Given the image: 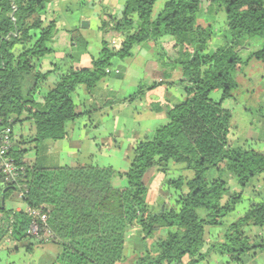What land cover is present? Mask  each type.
Masks as SVG:
<instances>
[{
    "label": "trees",
    "instance_id": "1",
    "mask_svg": "<svg viewBox=\"0 0 264 264\" xmlns=\"http://www.w3.org/2000/svg\"><path fill=\"white\" fill-rule=\"evenodd\" d=\"M158 1L125 0L120 18L109 16L102 22L103 30L123 37L119 49L104 41L92 67L71 68L39 102L36 95L52 72H42L40 60L55 53L56 22L45 23L47 0H0V127L15 136V125L32 121L30 143L38 155L47 142L67 139L68 125L83 115L76 111L74 92L85 87L92 93L113 75V62L132 57L137 45L173 37L164 50L180 69L176 84L186 93L182 103L168 110V123L136 145L126 173L111 167L30 165L24 160L28 150L14 142L9 155L20 175L7 183L0 171V243L6 238L18 245L31 242L26 245L30 252L42 244L30 232L33 219L27 210L6 208L12 195L23 194L27 208L47 214L51 243L61 249L56 264L122 263L134 226L144 243L156 232L167 231L155 248L145 245L136 264H182L185 258L188 264H201L213 257L244 264L246 257L264 252V240L251 236V229H264V201L251 204L234 222L225 221L243 201V193L232 190L227 176L242 189L263 177L264 150L230 141L233 116L223 107L234 99L244 68L254 60L264 63V46L246 59L238 53L246 39L264 41V0H166L155 17ZM204 1L225 13L230 39L211 54L207 51L214 29L198 24ZM70 34L74 53L69 55L76 60L87 52L88 42L78 30ZM144 92L140 86L128 101ZM214 92H221L220 100L211 99ZM259 114L264 120V107ZM115 178L124 181V187L113 186ZM154 178L173 193L162 213V206L152 210L147 201ZM200 210L206 212L204 217ZM210 227L222 228L221 242L207 245Z\"/></svg>",
    "mask_w": 264,
    "mask_h": 264
},
{
    "label": "crops",
    "instance_id": "2",
    "mask_svg": "<svg viewBox=\"0 0 264 264\" xmlns=\"http://www.w3.org/2000/svg\"><path fill=\"white\" fill-rule=\"evenodd\" d=\"M45 23L56 22V35L53 47L55 53L47 55L40 60L42 72H51L47 81L39 90L36 99L42 102L51 91L60 76L74 70L92 67V59L98 57L106 41L114 49H119L123 37L102 29V22L109 16L120 18L123 14L125 0H47ZM160 2V4H159ZM166 0H159L155 10L157 17L163 9ZM156 4V5H157ZM198 24L202 27H213L214 36L207 53L215 52L219 47L230 41L227 30L225 13L209 8L204 1L198 15ZM78 30L88 42L87 52L81 54L76 60L71 56L72 49L71 32ZM174 41L173 37H165L159 41H149L134 47L132 57L125 60L114 61L111 72L113 75L101 80L97 87L90 93L85 87L78 88L72 95L76 111L83 114L76 121L68 125V137L58 142H47L43 152L38 155L34 145L30 143L34 135L32 121H26L14 126L15 144L27 149L24 160L27 164H39L42 167H76L98 166L111 167L115 171L126 173L131 167V158L136 145L153 136L154 132L168 123V110L182 103L186 98L183 86L176 82L181 79V71L167 58L164 45ZM264 46L261 39H246L238 49L239 55L246 59L250 53ZM71 54V56L69 55ZM260 76L264 82V63ZM251 63L244 68L237 77L238 89L243 88L244 81L250 80L252 74L248 71ZM162 72L161 77H154L155 73ZM140 86H144V95L133 101L128 98L134 95ZM246 93L250 95L254 89L247 87ZM264 93V88H261ZM255 93V92H254ZM222 95V94H221ZM264 95V94H263ZM234 99L227 101L223 107L232 113L237 105ZM236 122L230 130V141L234 145L239 139ZM263 135L249 132L248 139L254 143L264 142ZM255 134L258 136L256 137ZM241 146V145H239ZM177 171V168H176ZM230 182L231 176H227ZM0 184H2L0 175ZM115 187H124V181L114 179ZM252 197L248 199V205L238 217L243 215L251 204L264 201V176L256 180L252 186ZM160 190L167 192L169 196L161 198ZM234 191V190H233ZM173 193L166 187L159 186L148 193L147 201L152 210L158 206L168 208L172 202ZM7 210H27L19 194H14L6 201ZM2 221L0 218V227ZM164 231V230H163ZM162 231V232H163ZM140 230L134 226L125 246V261L119 264H135L140 256L137 249L142 247L138 243ZM161 232V231H160ZM165 232V231H164ZM222 228H209L207 233V245L221 242ZM251 236L257 240H264V229L259 231L251 229ZM4 243L6 247L1 246ZM16 244L6 238L0 243V264H54L61 251L55 243H42L33 246L30 252L26 245ZM207 248V247H206ZM136 259V260H135ZM189 258H185L182 264H188ZM201 264H228L226 257H213ZM244 264H264V252L255 256H248Z\"/></svg>",
    "mask_w": 264,
    "mask_h": 264
},
{
    "label": "rangeland",
    "instance_id": "3",
    "mask_svg": "<svg viewBox=\"0 0 264 264\" xmlns=\"http://www.w3.org/2000/svg\"><path fill=\"white\" fill-rule=\"evenodd\" d=\"M159 4L156 5L155 10ZM116 60L119 61L120 59H116ZM262 67H263V64L261 62L254 60L251 63L250 68L248 69V71H251V74H252L250 80L244 81V86H242L243 88H240L239 91L237 90L234 91L235 99H236L235 101L237 103V105L235 104V106L237 108L233 114V120H232V127L235 125L236 122L238 123L237 125L239 126V131L237 130V133H238L239 139L241 140L236 145L253 147L259 150H264V142L261 144L258 142L254 143L250 141L248 139V135H249L248 133L253 132V133H257L258 135H263L261 130L264 129V120L260 117V114H259V110L261 109V107H264V95H263L264 93L262 94L260 90V86L261 88H264V82L262 83V80L260 78L262 74ZM247 87L253 88L255 93L253 92L250 95H248L246 93V89H248ZM220 98H221V92H214L211 94V99H213L214 101H218L220 100ZM257 134H255L256 137L258 136ZM258 179L259 178L252 180L245 189H242L236 183L234 179L229 183L232 190L243 193V201L242 203L238 205L236 211L232 213L229 217H227V219L225 220L226 223L234 222L235 220L239 218L238 215L244 211V208L248 205V202H249L248 199L250 198V196L252 197V193H253L252 186L256 185V180ZM158 182L159 181L157 178L153 179L152 186H151L152 190L161 186L159 185ZM159 193H160L161 198L169 196L167 192H164L162 190H160ZM199 214L201 217H204L206 212L203 210H200ZM210 228L213 229V228H218V227H210ZM162 231L163 230H161V232L160 231L156 232L152 237H150L147 240L146 243L142 241L143 234L140 231L138 234V240H139L138 243H140V246L142 245V247L137 249V253H136L137 256H141L144 253L145 245L149 249L155 248L157 241L159 239L164 238L167 234L166 230H164L165 232L164 231L162 232ZM1 246L6 247L4 243ZM54 264L56 263L54 262ZM133 264H135V261Z\"/></svg>",
    "mask_w": 264,
    "mask_h": 264
},
{
    "label": "built area",
    "instance_id": "4",
    "mask_svg": "<svg viewBox=\"0 0 264 264\" xmlns=\"http://www.w3.org/2000/svg\"><path fill=\"white\" fill-rule=\"evenodd\" d=\"M15 142V136L4 128L0 127V171L7 183L15 182L20 175V168L15 164V160L9 155ZM23 198V194H19ZM28 214L32 217L31 234L39 243H49L54 240L48 226L47 214L41 210L27 208Z\"/></svg>",
    "mask_w": 264,
    "mask_h": 264
},
{
    "label": "water",
    "instance_id": "5",
    "mask_svg": "<svg viewBox=\"0 0 264 264\" xmlns=\"http://www.w3.org/2000/svg\"><path fill=\"white\" fill-rule=\"evenodd\" d=\"M197 48H199V46H197ZM164 210H165V208L162 207L161 213L164 212ZM161 213H160V214H161Z\"/></svg>",
    "mask_w": 264,
    "mask_h": 264
}]
</instances>
